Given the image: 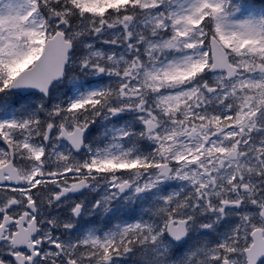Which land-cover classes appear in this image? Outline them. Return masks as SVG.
<instances>
[{
	"label": "snow or ice",
	"instance_id": "snow-or-ice-1",
	"mask_svg": "<svg viewBox=\"0 0 264 264\" xmlns=\"http://www.w3.org/2000/svg\"><path fill=\"white\" fill-rule=\"evenodd\" d=\"M0 264H264V0H0Z\"/></svg>",
	"mask_w": 264,
	"mask_h": 264
}]
</instances>
